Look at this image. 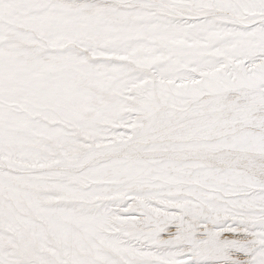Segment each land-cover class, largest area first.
I'll list each match as a JSON object with an SVG mask.
<instances>
[{"label": "snow or ice", "instance_id": "6c2138e0", "mask_svg": "<svg viewBox=\"0 0 264 264\" xmlns=\"http://www.w3.org/2000/svg\"><path fill=\"white\" fill-rule=\"evenodd\" d=\"M0 264H264V0H0Z\"/></svg>", "mask_w": 264, "mask_h": 264}]
</instances>
